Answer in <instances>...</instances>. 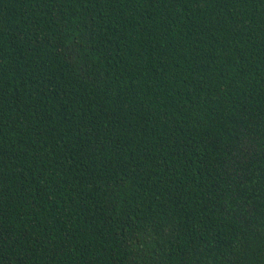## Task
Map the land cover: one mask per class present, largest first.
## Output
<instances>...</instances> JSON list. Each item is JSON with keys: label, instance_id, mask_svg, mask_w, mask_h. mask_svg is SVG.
<instances>
[{"label": "trees", "instance_id": "obj_1", "mask_svg": "<svg viewBox=\"0 0 264 264\" xmlns=\"http://www.w3.org/2000/svg\"><path fill=\"white\" fill-rule=\"evenodd\" d=\"M0 264H264V0H0Z\"/></svg>", "mask_w": 264, "mask_h": 264}]
</instances>
